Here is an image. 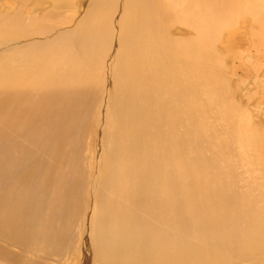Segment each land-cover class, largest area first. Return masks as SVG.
Masks as SVG:
<instances>
[{"label":"bare ground","instance_id":"6f19581e","mask_svg":"<svg viewBox=\"0 0 264 264\" xmlns=\"http://www.w3.org/2000/svg\"><path fill=\"white\" fill-rule=\"evenodd\" d=\"M250 41L264 0H0V242L264 264V80L238 88L225 58Z\"/></svg>","mask_w":264,"mask_h":264},{"label":"rangeland","instance_id":"374dc122","mask_svg":"<svg viewBox=\"0 0 264 264\" xmlns=\"http://www.w3.org/2000/svg\"><path fill=\"white\" fill-rule=\"evenodd\" d=\"M234 43H235V41H234ZM237 46L238 45L235 43V47H237ZM253 49H254V45L252 46V43L250 41V43H245L242 46L236 60L234 58H231V57H225V58H227L226 62L228 63V66H233V74L234 75H232V73H230L229 77H232L234 80L240 79L243 82L242 84L240 83V85L238 84V88L241 87V85L242 86H244V85L248 86L249 82L254 83V79L257 76H261L259 81H262V79L264 80V54L256 55L255 50H253ZM232 51H234V50H232ZM233 53H231V54H233ZM249 54H253L251 56V58H250ZM250 61L257 65V67L259 68L260 74L259 73L256 74L252 70V65H251ZM258 85L262 86L261 88L264 89V82L262 84L258 83ZM235 90H237V88ZM248 93H249V91H248ZM246 94H247L246 90L244 91L241 89V95L242 96L240 97V99L244 98V96ZM251 94L252 95L249 94V96H251V97H250V100L248 102L251 104H253L255 102V103L259 104V106L262 109H264V93L260 92L259 89H254L251 91ZM236 99L234 101H236ZM86 151L89 154V151L88 150H86ZM86 151L84 152V154H86ZM87 166H89V167H87ZM85 168L87 169L86 171L88 172L87 176H89L90 175L89 173L91 170V165L89 163H86ZM0 247L4 248L2 250L0 249V264H16L17 262L12 257L17 258V260L19 262L22 261V263L24 262L26 264H32V263L33 264H56V262L52 259L45 260V259H43L45 257L42 255L27 254V253L23 252V250L20 249V247H18L16 245H12V244H7L3 241L0 242ZM3 250L5 252L4 254H7L8 256L10 255V256L9 257L8 256L2 257L3 253L1 254V252H3ZM75 254H77V253L75 252ZM75 256L76 255H74V256L69 255V258L66 261H64L63 263L69 264L68 262L74 263L77 260L79 261V255L76 256L77 258ZM10 257H11V260L13 259L14 262H11ZM85 264H88V263L85 262Z\"/></svg>","mask_w":264,"mask_h":264}]
</instances>
